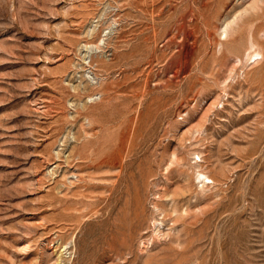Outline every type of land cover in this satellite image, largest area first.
<instances>
[{
    "label": "rangeland",
    "instance_id": "1",
    "mask_svg": "<svg viewBox=\"0 0 264 264\" xmlns=\"http://www.w3.org/2000/svg\"><path fill=\"white\" fill-rule=\"evenodd\" d=\"M0 264H264V0H0Z\"/></svg>",
    "mask_w": 264,
    "mask_h": 264
},
{
    "label": "bare ground",
    "instance_id": "2",
    "mask_svg": "<svg viewBox=\"0 0 264 264\" xmlns=\"http://www.w3.org/2000/svg\"><path fill=\"white\" fill-rule=\"evenodd\" d=\"M260 13H258V15H259ZM257 18V17H256ZM238 30V29H237ZM242 32H244V31H240V32H238V34H241ZM246 32V31H245ZM226 32H224V34H225ZM253 34V33H252ZM226 37H228V35L226 34ZM242 37V36H241ZM240 39V38H239ZM242 39V38H241ZM248 44V43H247ZM259 44V42H258V39H256V36H254V34H253V36L251 37V39H250V42H249V45H248V50H249V48L252 50V49H254L257 45ZM258 48V47H257ZM247 50V49H246ZM262 53L260 52V51H254L253 53H249V60H253V62L254 63H257L258 62V60L259 59H261V55ZM239 59V58H238ZM198 175H199V177H200V180H201V176H202V178L204 177V179H208V177L206 176V175H204L203 173H198ZM204 179H203V181H204ZM202 181V180H201ZM213 182V181H212ZM206 183V182H205ZM136 212V211H135Z\"/></svg>",
    "mask_w": 264,
    "mask_h": 264
}]
</instances>
